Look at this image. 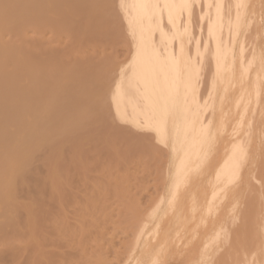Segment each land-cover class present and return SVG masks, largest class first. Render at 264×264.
Instances as JSON below:
<instances>
[{
	"label": "bare ground",
	"instance_id": "1",
	"mask_svg": "<svg viewBox=\"0 0 264 264\" xmlns=\"http://www.w3.org/2000/svg\"><path fill=\"white\" fill-rule=\"evenodd\" d=\"M200 2L204 5L201 10L198 9ZM108 3L109 0H0V264L5 256L10 257L9 263L11 260L16 263L18 258L23 259L19 257L22 249V255L30 251H27L29 256L26 254L29 261L31 256L29 264H54L50 256L52 251L48 253L49 250H44L49 244L42 243L61 240L64 232L67 237L70 234L78 236L79 231L78 234L74 233V223L80 228V233L83 232V227L72 219L73 223L69 227L68 221L61 220L62 212L59 214L58 211L70 205L76 211L81 209L77 199H72L75 184L71 181L81 182L86 171L89 175L91 167L87 164L89 169L86 170L85 163L90 162V157L93 166H98L93 163L95 160L103 165L98 161L101 146H97L104 142H99L101 132L98 125L101 126L100 130L103 127L107 130V123L111 125L116 120L125 126L147 130L154 135L149 137L153 136L168 150L165 175L163 165L160 166L161 171L158 167L164 160L156 161L158 171L162 172H158V175L165 176V184L156 204L154 198L152 204L155 205L149 209L151 212L148 211V216L147 212L145 215L143 212L147 206L140 209L139 200L137 206L143 215L135 207L128 217L127 211L122 210L126 213L125 217L122 213L124 221H130L120 220L121 214L117 216L118 221L115 220L116 224L135 223H131V226L129 223L130 227L127 225L128 232L135 229L134 238L131 237L133 242L130 239L129 243V237L126 236L127 243H123L126 247L129 245L130 250L122 245L128 253L124 250L127 257L118 264H264V0H115L113 6L110 0V7L103 6ZM114 3L119 13L113 10ZM104 8L112 11L109 13ZM197 9L198 14L195 12ZM112 12H115L114 15ZM115 14L120 16L119 20ZM196 17L198 25L193 24L197 21ZM121 22L125 23V28ZM117 23L120 27L123 25V30L126 29L124 33H116L115 29L119 27ZM109 27L113 28L112 31ZM106 28L108 33L105 30L101 32ZM29 29L34 33L48 30L56 41L65 37L69 43L62 48L55 47L53 41L28 39ZM117 34L126 39L122 42L123 37H117L121 42L118 41V47L131 40L132 54L126 65L115 69L118 74L113 84V77L112 81L110 77L115 73L111 69L117 61L115 53L107 50L115 57L112 63V59L106 57L108 53H104L105 56L102 54L104 60L100 58L99 51L105 49L100 45L109 47L104 43H110L109 40L112 43H107L111 47L113 45V49L116 48ZM7 35L10 41L4 40ZM87 45L95 47L96 52L88 49L89 46L87 51L95 53L91 55L97 60L89 58L91 55L86 51L84 54L89 56L83 54ZM206 63L209 75L205 73ZM107 98L116 119L112 117V121L110 114L108 122L105 119V112L110 113L105 111L108 108L105 109ZM99 118L103 119V124ZM119 121H116V130L122 128ZM116 122L113 124L116 125ZM110 129L108 131L112 132ZM126 130L130 134L131 131ZM108 131L104 130L102 134L110 133ZM117 134L114 136L118 137ZM136 137L139 139L138 135ZM126 138L130 143L131 134L130 138ZM143 139L140 143H134L139 148L141 145L142 148L148 147L144 146L147 140L144 142ZM124 141L128 146L127 140ZM121 143L119 141L118 144ZM132 143L131 147L134 145ZM109 145L113 149L118 147L116 144L117 147ZM154 146H157L156 143ZM150 147L147 151H150ZM122 148L123 152L126 151V148ZM102 149L107 151L106 148ZM153 152H149L150 156L156 153ZM113 155L107 159V154L103 160L111 162L115 158ZM137 157L139 155L135 159ZM109 165L113 166V163L108 164V168ZM112 168L107 171L111 173ZM101 169L96 182L101 175H108L110 179L109 174L103 173V170L101 172ZM104 169L106 171L107 167ZM92 172L90 176L93 178L98 172ZM147 172L145 176L150 177L151 172ZM84 178L85 183L87 180ZM159 181L155 182L158 184ZM96 182L93 181V184ZM80 185L77 182L76 186L80 188ZM99 185L92 186V189H97L95 194L99 191L97 195L107 188L103 189L104 185ZM114 185V190L118 192L120 188ZM162 185H159V189ZM119 197L125 199L122 191ZM88 199L82 200L90 202ZM130 204L127 205L132 208ZM53 205L57 207V212H50L56 209H52ZM81 205L84 206L83 203ZM96 208L94 210L97 212L99 209ZM85 209L83 207L81 210ZM73 214L82 224L81 217L88 215ZM137 214L143 220L133 221L139 218ZM93 215L95 217L96 214ZM95 232L99 234L101 230ZM83 234V240L84 237L89 240ZM247 241H251L252 246ZM75 245L72 247L75 248ZM247 245L250 246L249 252ZM55 252L53 254L58 255L61 251L58 254ZM118 254L116 256L120 257ZM59 256L62 258V255ZM101 257L102 263L108 262ZM28 260H25L26 264ZM60 260L63 263L64 258Z\"/></svg>",
	"mask_w": 264,
	"mask_h": 264
},
{
	"label": "rangeland",
	"instance_id": "2",
	"mask_svg": "<svg viewBox=\"0 0 264 264\" xmlns=\"http://www.w3.org/2000/svg\"><path fill=\"white\" fill-rule=\"evenodd\" d=\"M108 2V1H107ZM107 2H104V3H107ZM113 2H115V0H111V5L113 6ZM202 2H200V5H201V7H200V5L198 6L199 8L198 9H200V8H204V5H203V3L201 4ZM110 4V0H109V3L108 4H103V6H107L108 7V5ZM111 5H109V7L111 6ZM103 6H101L102 8H103ZM114 9L113 10H115V12L117 11L116 9L117 8H115V3H114V7H113ZM105 10L107 9V12H109L108 11V8H104ZM103 9V11L104 12H106L105 10ZM198 9L195 11V12H197L198 11ZM110 10V9H109ZM201 10V9H200ZM111 11H112V9H111ZM110 11V12H111ZM106 12V13H107ZM109 12V13H110ZM115 12H112L113 13V15H114V13ZM116 13H119V12H116ZM108 14V13H107ZM106 14V15H107ZM196 14H198V12L196 13ZM110 15V14H109ZM116 15V14H115ZM196 16V15H195ZM116 17H117V19L119 20V17L120 16H118V15H116ZM198 17V16H197ZM196 17V19H197V21H195V22H193V24L195 25V24H197L198 25V18ZM121 20H122V18H120ZM196 19H194V20H196ZM117 22H119V21H117ZM123 22V21H122ZM121 22V23H122ZM122 24H124V26L123 25H121V27H120V25H119V23H117V25H119V27H117L115 30H116V33H118V32H123L124 33V30H126V29H124L123 30V28H122V26L125 28V23H122ZM194 27H197V26H194ZM109 29H111V31H112V29L113 28H111V27H109ZM195 29V28H194ZM104 30H105V32H107L108 33V29L106 28V29H103L101 32H103L104 33ZM106 30H108V31H106ZM195 31H197V28L195 29ZM194 31V32H195ZM115 32V31H114ZM196 33V32H195ZM125 34H126V31H125ZM124 34V35H125ZM118 35V34H117ZM115 36V38L117 39V37L119 38L120 37V39H121V41L122 42H124L126 39H124V37L125 36H123V35H121V34H119V35H121V36ZM128 35V34H127ZM126 35V37H127V39H129V36H127ZM27 38L28 39H41V40H44V41H53L54 43H55V47H58V46H63L62 48H64V46H66L65 44H67L68 45V43H69V40L67 39V38H65V37H61V38H58L57 39V41L54 39V37L52 36V34L51 33H49V31L48 30H44L42 33H34L33 31H31L30 29L28 30V33H27ZM10 37L7 35V36H5V38H4V40L5 41H10ZM120 39H117V41L115 42L116 44L118 43L119 44V40ZM124 39V40H123ZM113 40V39H112ZM56 41V42H55ZM104 41V40H103ZM110 41V43H112L111 42V40H109ZM114 41H115V39H114ZM114 41H113V44H114ZM119 41V42H118ZM128 41H129V43H128ZM98 42V41H97ZM102 41H101V39H100V42L99 43H101ZM108 41H104V43H106L107 44V46H109V47H106V46H102V45H100V44H98V46L100 45V47H102V48H105L104 50L102 49V50H100V49H98V50H100L99 52L101 53V56H100V58L101 57H103V56H105L104 55V53H108V51L110 50V52L109 53H115V57H116V59H117V61H119V62H117L116 60V62H115V65H114V67L112 66V70H115V69H119L120 68V66H123V65H126L127 64V61H129L130 59H129V57L131 58V54H132V49H131V40L129 39V40H127V42H125L126 44H127V46H128V50L126 49L127 48V46H126V44L125 43H123V44H125V46L122 44H120L119 46L120 47H118V44L117 45H115L116 46V48H114L113 49V45H112V47L107 43ZM121 43V42H120ZM90 44V43H89ZM92 45V44H91ZM96 45H97V43H96ZM54 46V45H53ZM89 46V47H88ZM94 46V45H93ZM98 46H96V48H98ZM87 47H88V49L90 48L91 49V51H95V47H93L92 48V46L90 47V45H87V46H85V50H83L82 52H83V54L85 53V51L87 52V53H90L89 55H91L92 53H91V51H87ZM99 47V48H100ZM106 48H108V49H106ZM108 50V51H107ZM105 51V52H104ZM128 51V52H127ZM96 52V51H95ZM99 52L97 51V53L99 54ZM122 52V53H121ZM124 52V53H123ZM127 53V56H126V53ZM107 54L108 56H106L109 60H111L112 59V63H113V59H115V57L113 58V56H112V54L110 55V54ZM129 53V54H128ZM98 54H97V56H98ZM102 54H103V56H102ZM84 55H86V57H88L89 55H87V54H84ZM92 55H96L95 53L94 54H92ZM89 56V58H93L94 60H97L98 58H95V56ZM78 56V55H77ZM110 56V57H109ZM118 57H120V58H118ZM124 57V58H123ZM126 57V58H125ZM111 58V59H110ZM122 58V59H121ZM103 59H104V57H103ZM103 59H100L101 61H103ZM105 60V59H104ZM209 62V61H208ZM207 62V63H208ZM205 63V62H204ZM207 63H206V66L203 64V66H205V69L207 70L208 68V66H207ZM208 65H210L209 63H208ZM211 68V67H210ZM211 70V69H210ZM111 72H113V71H111ZM209 73V70H207L205 73ZM114 73V72H113ZM207 73V74H208ZM115 74V75H114ZM113 74V76H111L110 77V80L112 81V79H113V84H114V82H115V79H116V77H117V74H118V71L116 72V70H115V73ZM207 74H206V76H207ZM110 75H112L111 73H110ZM209 75V74H208ZM116 76V77H115ZM205 76V77H206ZM113 77V78H112ZM208 77V76H207ZM112 78V79H111ZM205 79V78H204ZM207 79V78H206ZM206 81V80H205ZM207 82V81H206ZM111 84H112V82H110ZM109 85V91H111L110 89H112V85ZM206 84V83H205ZM203 86H205V85H203ZM204 88H206V87H204ZM203 91H205V89H203ZM109 96V95H108ZM107 100L108 101H106V107H105V109L107 108V110H105V111H108V113H109V111H110V113L109 114H107V112H105L106 113V117H105V119H106V122H108V121H110L109 119L110 118H108V116L111 114V120L113 121V118L112 117H114L115 115L114 114H112L113 113V110H111V108L108 106V105H110L111 103H110V101H109V98H107ZM108 102V103H107ZM111 106V105H110ZM112 112V113H111ZM110 117V116H109ZM108 119V120H107ZM102 120L103 119H100L99 118V122L100 123H102L103 124V122H102ZM114 120H116L115 119V117H114ZM116 121H119V120H116ZM116 121H113L114 123L116 122ZM98 122V121H97ZM113 122H111L112 124V126L110 125V123L108 122L107 124L108 125H106L107 126V130H106V127H103V128H105L104 130L105 131H108L111 127V131L113 132H110V131H108V132H110V133H103L102 134V131L104 132V130H100V128H101V126L100 125H98L99 126V133L101 132V135H99V142L101 141H104L102 144L100 143V144H98V146H97V148L99 147V146H103L102 148H106L107 149V151L105 150L104 151V149H102L101 147H99L100 149H101V151L103 152H105V153H101V151H100V154H101V156L103 157L104 155H102V154H105V156H104V158H102L101 156L98 158V161L99 162H101V163H103V165L102 164H100L99 165V163H97L96 162V160H95V157L93 158V163H96L98 166H99V168H98V166L96 167V166H93L91 163H92V161H91V157L89 158V160H90V162H87V163H85L84 165H85V169L87 170V169H89V168H87V164H88V167H91V169H89V172H88V176H87V174H86V172H85V175H84V177L86 176V178H84V177H81V182H79V180L77 181V180H75V181H71V183L72 182H74V189L72 190L73 191V194H71V195H73L72 196V199H74V201L77 199V201H78V204H79V206L81 207V209L84 207V208H86L84 211L83 210H81L80 208H79V206H78V204H77V206H78V208L79 209H77V211L79 210V212H77L76 211V208L73 206V208H72V205H70V206H68V207H66V208H64L62 211H58L59 212V214L61 213V216H62V218L63 219H61V220H65L66 221V223H67V221H68V223H67V225L69 226V227H71L70 225H72V223H73V221H75L76 223H79L80 224V226H81V228L83 227V232L82 233H80V228L78 229L77 228V225L74 223V225H72L73 227H74V229H75V232L74 233H76V234H78V231H79V234H78V236H80V237H78L77 235H73V234H70L68 237H67V234L64 232L63 233V238L61 239V240H55L54 242L53 241H44V243H42V241H40V245H41V247H42V244H44L45 245V243L48 245V246H55V244H56V246H60V247H62V248H60V247H58V248H56V246L54 247H52L53 248V250H51V247L49 248V249H47V247L45 246V249H44V247H42L44 250H45V252H47L46 250H49L48 251V253L49 252H51L52 251V253H50V254H52V255H50L51 256V258L52 259H54L53 260V263L54 264H57L58 262H57V260L59 259V263L58 264H97V262H98V264H104V263H102L101 262V260L99 259L100 258V256L102 255L103 257H101V259H105L104 261H108V262H106V263H110V264H118V263H122V261H124L123 260V258H126L127 257V254L125 253L127 250L129 251L130 250V248H129V245H127V247L129 248H127L126 246H125V244L124 243H127V241L129 242V243H131V240H132V242H133V239L132 238H134L133 236V232H135V227H132L134 230L133 231H131V230H129V232L131 231V233H129L127 230L129 229L128 227H127V225L130 223H123V222H120V220H122V221H124L125 219H123V215L124 214H128V212H130V214H126V217H128V216H130L131 215V213H133L134 212V210H135V207L137 208V210H139L138 208V206H140V209H145L144 207H146L147 208V210H143V212H144V215H145V213L147 212V216H148V213L149 212H151V211H149V209L153 206V205H155L156 204V202H157V199L160 197V195H161V193L160 192H162V189H163V187H164V184H165V168L164 167H166L167 166V162H168V150H167V148H165V147H163L161 144H159L157 141H155V138L153 137L154 135L153 134H151L150 132V134L148 133V131L147 130H139V129H136V128H134V127H132V126H128L127 124V126H125V124H122V122H118L119 124H122V125H120V127H122V128H119V129H115L114 127L115 126H117L118 124H117V122H116V125H114L113 124ZM99 123V124H100ZM125 126V127H124ZM110 127V128H109ZM118 127V126H117ZM127 127V128H126ZM125 128V129H124ZM113 129V130H112ZM120 129H122V130H120ZM126 129H129L131 132H130V134H131V140H132V138L134 139V137H136V135H138V137L139 136H141V135H143V136H141V139H140V137H139V139L136 137V139H134V140H130V143L131 142H133L132 144H134V145H132V147H131V144L129 143V140L126 138V136L128 137V138H130V134H129V131L128 130H126ZM121 132H120V131ZM125 130V131H124ZM133 131H134V133H133ZM139 131V132H138ZM117 132H118V134H120V135H118L117 134ZM135 132H137V134L135 133ZM142 132H144L146 135H144V133H142ZM122 133H123V135H122ZM142 133V134H141ZM148 133V134H147ZM108 134H113L112 136H114V134H117V136L118 137H115L114 136V138L112 137V136H110V135H108ZM125 134H126V136H125ZM133 134H136V135H134L133 137H132V135ZM149 135H153V136H151V137H149ZM110 138V140H109V138ZM142 137H144L145 139H143V141L145 140H147V142H145V143H147V144H143L144 146H148V147H152V148H155V150H153V149H151V147H150V151H151V153L153 152V154L155 153V151H156V153L154 154L155 156H156V159H155V156L154 155H151L150 156V151H147L148 150V147H143L142 148V145L140 146V148L138 147V144L136 145L135 143H137V141H138V143H140V141H142ZM112 138V139H111ZM120 138V139H119ZM123 138H125V139H123ZM147 138H149V139H147ZM152 138V139H151ZM117 139H119V141L120 142H123V143H121V144H118L119 143V141L117 140ZM151 139V140H150ZM107 140V141H106ZM118 141V142H115V141ZM122 140V141H121ZM124 140H127L126 141V144L128 145V146H130L131 148H129L128 146H126L125 145V141ZM152 142H150V141ZM134 141H136L135 143H134ZM148 141H149V143H148ZM107 143V144H106ZM154 143V144H153ZM155 143H156V147H158V148H156L154 145H155ZM109 144H113V146H116L117 144V148H118V150H115V149H117V148H115L114 147V149L111 147V145H109ZM116 144V145H115ZM105 145H106V147H105ZM108 145H109V147H108ZM121 145H122V147H124V149L126 148V147H128V148H126V151H124L123 152V148L121 147ZM125 145V146H124ZM150 145V146H149ZM160 145H161V147H160ZM137 147V148H134L133 149V147ZM154 146V147H153ZM108 147V148H107ZM112 149H111V148ZM145 148V149H144ZM162 148H164V150H161ZM108 149H110V150H114L113 152L112 151H108ZM122 149V150H121ZM128 149V150H127ZM137 149V150H136ZM157 149H159V150H157ZM166 149V150H165ZM121 150V151H120ZM134 150H136V151H134ZM141 150H142V152H141ZM145 150V151H144ZM160 150L161 151H164V152H160ZM145 152V154L148 152V154L145 156V154H144V152ZM147 151V152H146ZM159 151V152H158ZM166 151V152H165ZM107 152V153H106ZM114 152H115V154H114ZM121 152H123V153H121ZM126 152L128 153V152H130V153H128V154H126ZM132 152H134V153H132ZM94 153V152H93ZM98 153H99V149H98ZM142 153H143V155H142ZM161 153H163V155L161 154ZM107 154H108V156H107ZM109 154H111L110 156H109ZM115 156H114V155ZM118 154V155H117ZM121 154V155H120ZM126 155V157H125V155ZM137 154V155H136ZM90 155V154H89ZM88 155V156H89ZM97 155H99V154H96V156ZM113 155V157H115V158H113V161H115V160H117V162L115 161V164H116V167H117V169H115V164H114V162L113 161H111V162H109V160H108V163L106 162V160L107 159H109L111 156ZM124 155V156H123ZM129 155V156H128ZM139 155V157H137V159H135L136 158V156H138ZM161 155V156H160ZM91 156L93 157V154H91ZM94 156H95V154H94ZM108 158H107V157ZM120 158V160H118V157ZM133 157V159H132V157ZM143 156V157H142ZM144 156H145V159H144ZM152 156H154V158L152 157ZM105 157L107 158L105 161L103 160V159H105ZM116 157H117V159H116ZM142 157V158H141ZM146 157H147V159H146ZM163 157V158H162ZM166 157V158H165ZM103 160V162H102V160ZM122 158V159H121ZM126 158V159H125ZM138 158H139V160H138ZM157 158H159V159H157ZM100 159V160H99ZM164 160V161H162V160ZM110 160H112V159H110ZM126 160H128V161H126ZM130 160H132V161H130ZM135 160H137L136 162H135ZM151 160H153V161H151ZM160 160L163 162V163H161L160 162ZM134 161V162H133ZM150 161L153 163V164H155L154 165V167H153V164L151 163V165H149L150 164ZM154 161H155V163H154ZM156 161H159L160 162V165H158L157 163H156ZM119 162V163H118ZM123 162V163H122ZM131 163V165H130V163ZM142 162V163H141ZM145 164H144V163ZM149 162V163H148ZM104 163H107L106 165L104 164ZM113 163V166L112 165H109V168H108V164H112ZM141 163V164H140ZM164 163H166V165L164 164ZM92 165V166H89V165ZM117 164L119 165V166H117ZM122 164H124L123 166H120V165H122ZM135 164H137V165H135ZM161 164L163 165V167L161 166ZM104 166V167H102V166ZM139 165H140V167H139ZM145 165V166H144ZM156 165H158V167L160 168V171H161V167H162V170L164 169V175L162 174V176L161 177H159V171H158V167L156 166ZM114 168H112V167ZM161 166V167H160ZM92 167L94 168V169H92ZM95 167H96V170H95ZM107 167V169H106V171H105V169L104 168H106ZM119 167V168H118ZM142 167H144V169H142ZM102 168V169H101ZM110 168H112L111 169V173H109V171H110ZM120 168H121V170H120ZM147 168V169H146ZM150 170H149V169ZM154 168V169H156V170H152V169ZM158 168V169H157ZM99 169H101L100 171L101 172H103V173H107V174H109V177H110V179L108 178V175H105V177L106 178H108L109 180H107L104 176H102L101 175V177L99 176V179H98V182H96L97 180V178H98V175L100 174L99 173ZM109 169V171H107ZM134 169V170H133ZM137 169H139V170H137ZM146 169V170H145ZM93 170V172H92V174H94V172L96 173V171L98 172V173H96L94 176H93V178H92V176H90L91 174H90V172ZM103 170V171H102ZM119 170H120V174H118L117 172H119ZM126 170V171H125ZM144 171V173L142 172V171ZM150 171L151 173H150V177H149V175L148 176H145L146 174V172L147 171ZM133 171V172H132ZM138 172V174L136 173V172ZM142 172V173H140V172ZM149 171L147 172V174H149ZM116 172V173H115ZM132 172V173H131ZM159 172V173H158ZM114 173H115V175H114ZM134 173H135V175H134ZM156 173V174H155ZM162 173V172H161ZM160 173V174H161ZM113 174V175H112ZM127 174V175H126ZM129 174V175H128ZM117 175V176H116ZM138 175V176H137ZM82 176V175H81ZM90 176V177H89ZM97 176V177H96ZM111 176H113V179H112V177ZM116 176V177H115ZM123 176V177H122ZM126 176V177H125ZM134 176V177H133ZM141 176V177H140ZM96 177V178H95ZM104 179H103V178ZM120 177H121V180H120ZM125 177V178H124ZM130 177V178H129ZM158 177V178H157ZM163 177V178H162ZM83 178H84V180L86 181L87 180V182H85L84 183V181H83ZM88 178H89V180H88ZM101 178V179H100ZM143 178H144V181H143ZM162 178V179H161ZM131 179H132V181H131ZM134 179V180H133ZM139 179V180H138ZM142 179V180H141ZM148 179V180H147ZM154 179H156L155 181L157 182V181H159L158 182V184L159 185H161V183L163 184L162 185V187H160V189H159V185L154 181ZM164 179V180H163ZM100 180H101V182H100ZM106 180H107V182H106ZM112 180H116L115 182H111ZM137 180V181H136ZM154 182H152V181ZM78 182V184L80 185V188L78 187V186H76L77 185V182ZM91 181H92V183H91ZM93 181L94 182H96L95 184H93ZM104 181H105V183H104ZM131 181V182H130ZM139 181V182H138ZM163 181V182H162ZM120 182V183H119ZM126 182V183H125ZM121 184V186L119 185V187H118V185L117 184ZM122 183H123V185H122ZM138 183V184H137ZM143 183H145V185H143ZM147 183V184H146ZM148 183H149V185H148ZM73 184V183H72ZM83 184L85 185V186H83ZM90 184H93L92 186H96L97 184L99 185V184H103L104 185V187H103V185H102V187H103V189H105V187H107L105 190H106V193H103V192H105V190L103 191V192H100V195H97L98 193H99V191H98V193H96L95 194V191L97 190L96 189V187H95V189H92V186L90 185ZM116 185L117 187H115V188H120V189H118L119 191L121 190L122 191V196H124V200H123V198H121V197H119V196H121V191L119 192H117L116 190H114V188H113V185ZM89 187H88V186ZM111 186L113 189H111V187H109V186ZM114 185V186H115ZM125 185H126V187H125ZM136 185V186H135ZM143 185V186H142ZM154 185H155V188H153L154 187ZM100 186V185H99ZM138 186V187H137ZM148 186V187H147ZM124 187V188H123ZM78 188V189H77ZM86 188V189H85ZM88 188V189H87ZM94 188V187H93ZM109 188V189H108ZM126 188V189H125ZM147 188V189H146ZM159 190H158V189ZM90 189V190H89ZM107 189H108V191H107ZM125 189V190H124ZM129 189L130 190H132V192L130 191V192H128L129 191ZM146 191H145V190ZM86 191L87 193H88V195H87V193L84 191V193H82L81 191ZM94 190V191H93ZM109 190H113V191H115V192H110ZM157 190V191H156ZM76 191V192H75ZM92 191V192H91ZM100 191H102V188H101V190ZM140 191V192H139ZM155 191V192H154ZM81 192V193H80ZM97 192V191H96ZM110 192V193H109ZM123 192H124V194L125 195H123ZM125 192H127V194L125 193ZM142 192V193H141ZM158 192V193H157ZM79 193V195H77ZM107 193H109V194H107ZM113 193H116V195H113L112 196V194ZM118 193H120V195H118ZM155 193H157V196H156V194ZM160 193V194H159ZM76 194V195H75ZM82 194V195H81ZM94 195V197H93V195ZM106 196H105V195ZM110 194H111V198H110ZM131 194V195H130ZM153 194V195H152ZM74 195L76 196V197H74ZM84 195H86V196H84ZM89 195L91 196V197H89ZM97 195V196H96ZM108 195V196H107ZM128 195V196H127ZM83 196H84V198H83ZM102 196H103V198H104V200H103V198H102ZM114 196H117V197H114ZM125 196H127V197H125ZM78 197H80V198H78ZM86 197H87V199L88 198H90V199H88V201L90 200V202H84L82 199H86ZM97 197V198H96ZM106 197V198H105ZM107 197H108V199H107ZM116 199H114V198ZM151 197V198H150ZM95 198V200L94 201H92L93 199ZM110 198V199H109ZM153 198V199H152ZM156 199V201L154 202L153 200H155ZM87 199L85 200V201H87ZM101 200V201H98V200ZM150 199V200H149ZM96 200H97V203L98 202H100V203H98V204H96ZM103 200V201H102ZM106 200V201H105ZM118 200H119V202H118ZM121 200H123V203H122V201ZM128 200V201H127ZM132 202H131V201ZM140 200V201H139ZM127 202V204L129 205V203H131L130 204V206H132V208L130 209L129 208V206L125 203V202ZM133 201H134V203H135V205H134V203H133ZM138 201H139V203H138ZM121 202V203H120ZM152 202H154L153 204H152ZM81 203H83L84 204V206L83 205H81ZM88 203H90L89 205H87ZM92 203H94L93 204V206H92ZM103 203H105V204H103ZM133 203V204H132ZM137 203H138V206H137ZM141 203V204H140ZM143 203V204H142ZM100 204L102 205V206H100ZM120 204V205H119ZM124 204V205H123ZM89 207V208H91V210H92V207H93V212L91 213V210L87 207V206ZM91 205V206H90ZM125 205H126V207H125ZM133 205H134V207H133ZM145 205V206H144ZM86 206V207H85ZM107 206H108V209H107ZM149 206V207H148ZM51 207V206H50ZM53 207H56L55 205H53L52 206V209H54ZM71 207V208H70ZM94 207L96 208V207H98V208H96V209H99L97 212H98V215L99 216H97V212L94 210ZM110 207V208H109ZM121 207V208H120ZM67 208H70V209H67ZM133 208H134V210H133ZM51 209V210H52ZM65 209H67L66 211H65ZM105 209H106V211H105ZM125 209V212L126 213H123L124 211H122V210H124ZM152 209V208H151ZM150 209V210H151ZM70 210H71V212L72 213H70ZM73 210V211H72ZM88 210V212H86ZM89 210H90V212H89ZM110 210V211H109ZM129 210V211H128ZM234 210L235 209H233V211L230 213L231 215L234 213ZM57 212V207H56V209H54L53 211H50V212ZM94 211H95V213H94ZM149 211V212H148ZM73 212L75 213V215L76 216H79V215H82V216H86L87 214V216L86 217H81L83 220V222H84V224H82L81 222H80V219H78L77 217H75V216H72V215H74L73 214ZM77 212V213H76ZM82 212V213H81ZM106 212V213H105ZM111 212V213H110ZM120 212V213H119ZM138 212H140L141 214H142V212L139 210ZM137 211H136V213H138ZM68 213V214H67ZM78 213H79V215H78ZM86 213V214H85ZM101 213V214H100ZM122 213H123V215H122ZM136 213H134V215L136 214ZM139 213V215H141ZM54 215H56L55 213H53ZM93 214H96L95 215V217H93L94 215ZM122 215V218L119 220V222L120 223H123V225L122 224H116V221H118V217H119V215ZM66 215H68V217H66ZM91 215V216H90ZM101 215V216H100ZM112 215V216H111ZM133 215V214H132ZM138 215V214H137ZM136 215V216H137ZM139 215H138V217H139ZM143 215V214H142ZM118 216V217H117ZM65 217V218H64ZM69 217H71L70 219H68ZM87 217H89L88 219H90L91 221H88L87 220ZM105 217V218H104ZM107 217H110V218H107ZM124 217H125V215H124ZM142 217H144V216H142ZM146 217V216H145ZM75 218V219H74ZM78 220H77V219ZM107 218V219H106ZM130 218H132V219H134L133 217H130ZM73 221H72V220ZM98 219V220H97ZM107 220V222L105 221V220ZM117 219V220H116ZM128 219V218H127ZM143 220V218H141V216L139 217V218H137L136 217V219H134L133 221H135V220ZM146 219V218H145ZM116 220V221H115ZM60 220H57V222H59ZM69 221H71V222H69ZM99 224V226H98V224L96 223V222ZM113 221V223H115L116 225H113L114 226V229H111V228H113V226H112V224L113 223H110V222H112ZM128 221H130V219H128ZM128 221H124V222H128ZM89 222V223H88ZM90 222L92 223H94V224H96V225H94L93 223H92V226H91V224H90ZM131 223H134V222H132L131 221ZM131 223H130V226H131ZM78 224V225H79ZM135 224V223H134ZM76 225V226H75ZM85 225H87L86 227H88V228H86L85 227ZM89 226H91V227H89ZM95 226H97V227H95ZM118 226H121V227H118ZM123 226V227H122ZM125 226V227H124ZM129 226V225H128ZM129 226V227H130ZM132 226H133V224H132ZM79 227V226H78ZM117 227H118V229H117ZM85 228V229H84ZM96 228V229H95ZM98 228V229H97ZM108 228V229H107ZM124 228V229H123ZM88 229V230H87ZM122 229L124 230L123 232H122ZM77 230V231H76ZM95 230H101V232H102V230H105L104 232H102V236L104 237H102L101 236V232L98 234V232H95ZM115 230V231H114ZM73 233V232H72ZM84 233V234H83ZM86 233V234H85ZM106 233H108L107 235H106ZM82 234L83 235H85V236H87V237H89L88 239L89 240H86L87 238L86 237H84V240H83V238H82ZM96 234H97V236H96ZM104 234V235H103ZM128 234V235H127ZM64 235H66L65 237H64ZM73 236V239H72V236ZM96 237H95V236ZM71 236V238H69ZM75 236H77L76 238H74ZM129 237V239H127V237ZM93 237V238H92ZM94 237H95V239H94ZM124 237V238H123ZM126 237V238H125ZM132 237V238H131ZM66 238V239H65ZM78 238V239H77ZM80 238H81V241H80ZM102 238V239H101ZM110 238H113V239H110ZM122 238H123V240H122ZM74 239H76V241H74L75 243H77L78 242V244L77 245H75V243L74 242H72ZM97 239H98V241H97ZM126 239H127V241H126ZM131 239V240H130ZM63 240V241H62ZM69 240H71L70 241V244H71V247H70V244L68 243L69 242ZM86 240V241H85ZM93 240V241H92ZM95 240V241H94ZM102 240V241H101ZM108 240H110V241H108ZM112 240V241H111ZM122 240V241H121ZM125 241V242H124ZM56 242V243H55ZM65 242H67L69 245L67 246V243L66 244H64ZM73 244H72V243ZM124 242V243H123ZM248 242V241H247ZM42 243V244H41ZM61 243H63V245L61 244ZM128 243V244H129ZM248 243H250L251 244V241H249ZM58 244V245H57ZM60 244V245H59ZM124 244V245H123ZM254 244V243H253ZM43 245V246H44ZM62 245V246H61ZM73 245H75L76 247L74 248V247H72ZM125 246L124 248H126V249H124L123 248V246ZM21 248H22V246L21 245H19ZM64 246H65V248H64ZM67 246V247H66ZM80 246V247H79ZM248 246V245H247ZM251 246H252V244H251ZM250 246H248V248H249ZM254 247V246H253ZM252 247V248H253ZM72 248H74V249H72ZM81 248V249H80ZM57 249V250H56ZM78 249H80V251L78 250ZM59 250V251H58ZM124 250H126V251H124ZM22 252H23V249L21 250ZM21 251H20V254L21 255H19V257L21 256V258L23 257V259H25V260H28L27 258V255L29 256V250H27V251H29V252H27V251H25L26 253H25V255H22V253H21ZM56 251V252H55ZM61 251V252H60ZM128 251H127V253H128ZM250 251V248H249V250H248V252ZM59 253L58 255H62V258H60V256H59V258L57 257L58 255H54L53 253ZM117 252H119V256L120 257H118V256H116V253ZM122 252H124L125 254H123ZM65 254V255H63V254ZM81 253V254H80ZM24 254V253H23ZM27 254V255H26ZM31 254V253H30ZM101 254V255H100ZM54 255V256H53ZM68 255H69V257H68ZM100 255V256H99ZM122 255H123V257H122ZM126 255V256H125ZM24 256H25V258H24ZM99 256V258H98V260H97V257ZM8 256H5L3 259H2V261H1V263L2 264H6V262H8V264H17V262H18V264H22V262L24 261V263L23 264H26V262L27 261H25V260H23V259H19V260H21V261H19L18 259L16 260V263H15V261H14V263L12 262L13 260H11V263H9L10 261H8L9 260V258H7ZM66 257V258H65ZM79 257V258H78ZM5 258H7V259H5ZM30 258V261H31V256L29 257ZM58 258V259H57ZM64 258V260H63V263H62V261L60 260V259H63ZM69 258V259H68ZM81 258V259H80ZM3 260H4V262H3ZM7 260V261H6ZM29 261V260H28ZM30 261L27 263V264H29L30 263ZM21 262V263H20ZM105 263V264H106Z\"/></svg>",
	"mask_w": 264,
	"mask_h": 264
}]
</instances>
